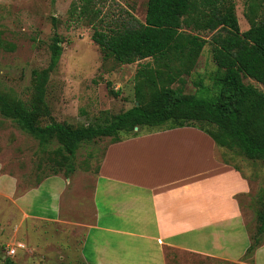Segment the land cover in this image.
<instances>
[{
  "label": "crops",
  "instance_id": "crops-1",
  "mask_svg": "<svg viewBox=\"0 0 264 264\" xmlns=\"http://www.w3.org/2000/svg\"><path fill=\"white\" fill-rule=\"evenodd\" d=\"M45 185L48 204L34 213ZM9 189L14 196L15 183ZM251 193L213 139L185 127L110 144L96 173L46 178L16 204L33 223L22 229L32 263L169 264L173 251L232 264L243 263L251 245Z\"/></svg>",
  "mask_w": 264,
  "mask_h": 264
},
{
  "label": "trees",
  "instance_id": "trees-1",
  "mask_svg": "<svg viewBox=\"0 0 264 264\" xmlns=\"http://www.w3.org/2000/svg\"><path fill=\"white\" fill-rule=\"evenodd\" d=\"M95 4V0H77L74 8L81 19L95 24L100 15ZM245 16L250 28L242 32L233 0H148L145 22L131 17L121 27L94 25L92 39L106 58L123 65L150 61L136 75L134 107L105 125L78 128L57 122L38 125L40 114L47 112L46 84L63 53V42L55 35L50 46V64L37 74L36 103L26 105L0 91V114L35 138L42 151L52 147L56 156L64 159L62 165L57 161L54 174L69 165L66 177L75 172L68 163L83 144L106 137L111 138L110 144L117 143L123 140L122 133L136 138L144 128L148 133L197 128L210 136L225 155L263 161L264 92L245 80L264 85V0H246ZM202 33L214 34L209 41ZM207 44L211 45L217 66L212 89L204 86L203 81L197 83L203 95L185 94L172 88L179 78L191 75ZM222 160L241 172L224 156ZM260 199L259 237L251 238L248 253L258 248L264 235V196ZM3 257L0 254L3 264H15L12 258Z\"/></svg>",
  "mask_w": 264,
  "mask_h": 264
},
{
  "label": "rangeland",
  "instance_id": "rangeland-1",
  "mask_svg": "<svg viewBox=\"0 0 264 264\" xmlns=\"http://www.w3.org/2000/svg\"><path fill=\"white\" fill-rule=\"evenodd\" d=\"M76 1L0 0V91L12 100L22 101L26 105L36 103L39 85L37 74L50 64V46L54 36L58 35L63 42L60 62L45 87L47 112L40 114V126L51 122L68 124L74 128L107 124L114 116L134 107L136 75L150 61L119 64L112 58H106L92 39L94 25L97 28L121 27L131 17L145 22L148 0H95L94 8L100 10L95 24L80 18L79 11L74 8ZM233 2L241 31L245 32L250 28L245 16L246 0ZM213 34L202 33L201 36L210 41ZM216 71L211 45L207 44L191 75L179 78L172 88L181 89L185 94L203 95L197 83L203 81L204 86L212 89V77ZM245 83L254 84L264 92V85L254 80L246 79ZM115 92L120 95H115ZM148 131L144 128L140 134ZM120 136L127 139L131 134L122 133ZM110 143L111 138L106 137L83 144L68 164H72L76 173L90 171L94 174ZM219 156L221 159L224 156L237 166L251 182L252 193L249 196L253 199V207L252 210L246 207L249 210L247 221L252 237H259L258 214L262 209L260 197L264 196V160L253 162L242 155L230 157L222 149H219ZM57 161L62 165L64 159L57 157L52 147L42 151L35 138L0 114V254L4 255L3 259L10 257L16 264L20 260L24 264H50L46 259H37L36 263H32L26 257L25 254L29 253L22 246V229L30 228L33 223L28 217H23L16 201L46 178L67 175L69 165L59 168V173L54 174ZM14 183L16 193L12 196L7 188L13 187ZM46 188L45 185L40 193L41 199L34 204V213H41L44 204H48ZM245 202L250 204L249 199ZM80 232L75 238L81 237ZM28 235V241L33 242L32 235ZM261 239L258 248L264 244V235ZM12 249L16 250L15 255L10 254ZM73 251L76 254L75 248ZM255 251L247 252L241 260L243 263L232 264H255ZM167 257L169 264H217L213 260L173 251H169ZM258 259L264 264V249L258 253Z\"/></svg>",
  "mask_w": 264,
  "mask_h": 264
},
{
  "label": "built area",
  "instance_id": "built-area-1",
  "mask_svg": "<svg viewBox=\"0 0 264 264\" xmlns=\"http://www.w3.org/2000/svg\"><path fill=\"white\" fill-rule=\"evenodd\" d=\"M11 255H15L16 254V250L15 249H12L11 252H10Z\"/></svg>",
  "mask_w": 264,
  "mask_h": 264
},
{
  "label": "water",
  "instance_id": "water-1",
  "mask_svg": "<svg viewBox=\"0 0 264 264\" xmlns=\"http://www.w3.org/2000/svg\"><path fill=\"white\" fill-rule=\"evenodd\" d=\"M136 130H137V128H136Z\"/></svg>",
  "mask_w": 264,
  "mask_h": 264
}]
</instances>
